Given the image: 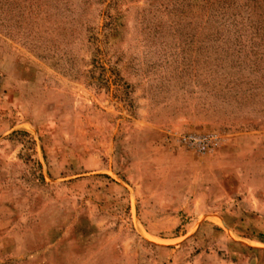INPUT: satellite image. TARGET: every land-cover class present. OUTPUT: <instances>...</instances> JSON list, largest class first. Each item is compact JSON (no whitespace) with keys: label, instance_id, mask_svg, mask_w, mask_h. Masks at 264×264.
<instances>
[{"label":"rangeland","instance_id":"rangeland-1","mask_svg":"<svg viewBox=\"0 0 264 264\" xmlns=\"http://www.w3.org/2000/svg\"><path fill=\"white\" fill-rule=\"evenodd\" d=\"M0 264H264V0H0Z\"/></svg>","mask_w":264,"mask_h":264}]
</instances>
